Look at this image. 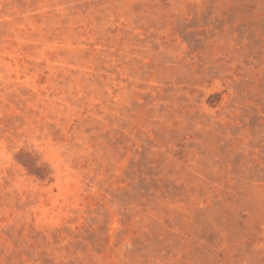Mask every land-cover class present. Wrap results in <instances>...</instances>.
Returning <instances> with one entry per match:
<instances>
[{"label": "rangeland", "instance_id": "374dc122", "mask_svg": "<svg viewBox=\"0 0 264 264\" xmlns=\"http://www.w3.org/2000/svg\"><path fill=\"white\" fill-rule=\"evenodd\" d=\"M0 264H264V0H0Z\"/></svg>", "mask_w": 264, "mask_h": 264}]
</instances>
